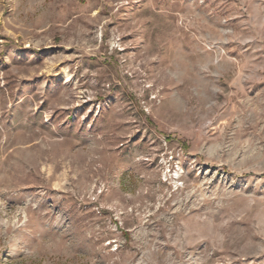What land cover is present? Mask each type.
Returning a JSON list of instances; mask_svg holds the SVG:
<instances>
[{
	"label": "rangeland",
	"instance_id": "obj_1",
	"mask_svg": "<svg viewBox=\"0 0 264 264\" xmlns=\"http://www.w3.org/2000/svg\"><path fill=\"white\" fill-rule=\"evenodd\" d=\"M0 264H264V0H0Z\"/></svg>",
	"mask_w": 264,
	"mask_h": 264
}]
</instances>
